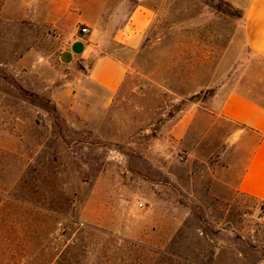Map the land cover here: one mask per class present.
<instances>
[{
  "label": "rangeland",
  "instance_id": "rangeland-1",
  "mask_svg": "<svg viewBox=\"0 0 264 264\" xmlns=\"http://www.w3.org/2000/svg\"><path fill=\"white\" fill-rule=\"evenodd\" d=\"M127 1L155 18L111 48L130 65L112 93L60 63L54 2L0 0V264H264L245 140L216 116L231 92L264 106L250 0Z\"/></svg>",
  "mask_w": 264,
  "mask_h": 264
},
{
  "label": "crops",
  "instance_id": "crops-1",
  "mask_svg": "<svg viewBox=\"0 0 264 264\" xmlns=\"http://www.w3.org/2000/svg\"><path fill=\"white\" fill-rule=\"evenodd\" d=\"M39 0H35L38 4ZM56 16L70 18L68 40L62 45L59 61L65 66L83 65L95 85L117 92L130 69L129 62L114 49L137 52L152 25L155 14L141 2L113 0H50ZM132 4L130 9L128 6ZM93 9L95 17L86 16ZM244 35L250 50L264 58V0H250L243 13ZM63 22L61 21L60 24ZM87 28L89 34H81ZM216 116L239 127L238 136L248 151L239 180V193L255 204H264V106L231 92L219 102Z\"/></svg>",
  "mask_w": 264,
  "mask_h": 264
},
{
  "label": "built area",
  "instance_id": "built-area-1",
  "mask_svg": "<svg viewBox=\"0 0 264 264\" xmlns=\"http://www.w3.org/2000/svg\"><path fill=\"white\" fill-rule=\"evenodd\" d=\"M89 33H90V30L87 29V28H83V29L81 30V34H89Z\"/></svg>",
  "mask_w": 264,
  "mask_h": 264
}]
</instances>
